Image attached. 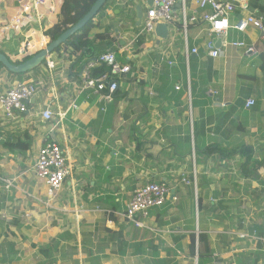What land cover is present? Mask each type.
<instances>
[{
    "label": "crops",
    "instance_id": "obj_1",
    "mask_svg": "<svg viewBox=\"0 0 264 264\" xmlns=\"http://www.w3.org/2000/svg\"><path fill=\"white\" fill-rule=\"evenodd\" d=\"M46 1L32 9L33 20L20 30L0 28V51L12 61L21 60L18 49L26 39L35 45L51 40L45 31L59 22L64 0ZM27 2L2 0L0 23ZM145 2L110 0L93 19L89 36L107 37L96 40L89 60L113 50L132 66L112 102L101 103L96 92L80 87L87 58L72 46L52 52L49 61L23 77L1 67L0 94L22 81L38 83L41 91L27 113L12 119L0 115V264H50L40 248L53 243L61 247L52 256L54 264H161L162 258L176 264L171 260L176 255L195 257L193 264L200 257L214 258L207 264L220 258L264 264V211H249L233 224L231 207L244 197L254 209L253 192L264 199V168L255 180L242 174L241 156L208 153L215 144H246L256 159H264L262 31L250 27L235 35L254 43L255 54L226 47L211 58L204 43L207 25L191 26L188 46H198L199 53L187 58L179 23L169 26V37L159 44L156 31L141 34L143 18L135 6ZM249 12L264 18V0H251ZM163 52L172 66L159 63ZM249 98L254 106H246ZM46 104L55 112L51 122L40 115ZM48 141L60 144L71 165L53 199L33 170ZM194 169L196 186L186 185L182 179H192ZM4 179L13 185L8 188ZM149 181L167 182L170 199L151 211L145 227H137L124 214L134 191ZM65 232L71 237L59 238ZM152 245L165 255H154ZM11 246L19 252L16 260ZM67 249L73 251L70 260Z\"/></svg>",
    "mask_w": 264,
    "mask_h": 264
},
{
    "label": "built area",
    "instance_id": "obj_2",
    "mask_svg": "<svg viewBox=\"0 0 264 264\" xmlns=\"http://www.w3.org/2000/svg\"><path fill=\"white\" fill-rule=\"evenodd\" d=\"M178 0H153L152 6H148L143 18L141 34L146 37L155 32L159 23H166L168 26L180 23V28L185 38L184 54L187 58L191 54H198L199 47L188 46V33L191 26L207 25V36L205 47L208 56L217 58L226 47H234L244 50L246 56L257 52L254 43L236 37L238 33L246 32L250 27L262 31L264 38V18L250 11L251 0H196L188 2L182 0L181 12L177 14L174 10ZM2 0H0L1 4ZM46 0H28L20 5L21 10L17 15L4 21V31L20 30L33 20L32 9L40 4H45ZM236 17V18H235ZM0 23V26L2 25ZM221 40V45L217 46V40ZM49 41L36 45L26 39L18 49V56L21 60L31 56L43 48H46ZM49 61V56L47 55ZM159 63H166L172 66L173 60L166 52L160 57ZM104 65L106 71L99 77L94 76V69ZM50 66L53 65L50 62ZM132 66L128 62L118 60L117 53L107 50L100 53L95 58L89 60L84 66L80 79V87L84 90L92 89L99 96V102H112L120 87L121 78L130 73ZM177 88H180L179 86ZM41 88L33 81H22L0 94V115L12 119L17 114L29 111V102L39 94ZM256 101L249 98L247 107L254 106ZM104 109V108H103ZM42 119L53 121L55 112L50 104H46L40 111ZM66 116V111L62 112L59 122ZM35 176L44 182L47 190V197L53 199L62 189L67 176L71 173V165L68 162L63 148L59 143L48 141L41 146L37 160L33 167ZM197 172L193 170V178L183 177L186 185L196 183ZM7 187L13 183L4 179ZM171 187L167 182L149 181L138 187L132 194L125 211V218L137 227L144 226V219L150 216L151 211L156 207H162L170 199ZM49 201V200H48ZM257 233L254 231V237ZM244 237V235H242Z\"/></svg>",
    "mask_w": 264,
    "mask_h": 264
},
{
    "label": "trees",
    "instance_id": "obj_3",
    "mask_svg": "<svg viewBox=\"0 0 264 264\" xmlns=\"http://www.w3.org/2000/svg\"><path fill=\"white\" fill-rule=\"evenodd\" d=\"M96 0H64V4L62 7V12L60 16V20L57 24H55L53 27L47 29L45 31V35L49 36L51 40L56 39L58 36H60L63 32H65L70 26L74 25L76 22H78L91 8L93 3ZM107 7L105 5L100 13ZM94 20H90L80 31L75 33L65 44H62L59 46L54 52L61 51L63 48H67L69 46H72L76 51H82L83 57L87 58V61L89 60V56L94 44L97 39H104L107 37L106 33H100L94 38H91L89 36V33L91 29L94 27ZM179 26L180 23H179ZM31 58V56H28L24 58L22 61H25L27 59ZM22 61H16L15 63H21ZM86 61V62H87ZM106 71V68L104 65H101L94 69L93 73L95 77H99L102 73ZM28 73V72H27ZM26 73H22L21 76L23 77ZM209 154L218 153L221 158H227L232 156H241V170L242 174L244 176H248L250 178H253L255 180H261L260 177V169L264 168V159H256L254 157L253 149L250 146H247L246 144L237 145L231 148L222 147L221 145L215 144L209 147L208 149ZM262 183V181H259ZM70 238L71 234L68 232L61 233L59 238ZM59 243H53L52 245H45L40 248V253L45 258H50L52 256L54 249L58 248ZM11 252H12V260H16L18 257V251L14 249V246H11ZM154 255L158 256V246L152 245ZM58 250V249H57ZM203 244L199 248V252L203 251ZM56 251V250H55ZM167 252H170L168 249ZM259 252H250L251 254H258ZM214 261L213 257H200L198 264H207ZM161 264H167L166 259L160 260ZM50 264H54L53 260H50ZM178 264V263H176Z\"/></svg>",
    "mask_w": 264,
    "mask_h": 264
},
{
    "label": "water",
    "instance_id": "obj_4",
    "mask_svg": "<svg viewBox=\"0 0 264 264\" xmlns=\"http://www.w3.org/2000/svg\"><path fill=\"white\" fill-rule=\"evenodd\" d=\"M110 0H96L88 12L74 25L70 26L65 32H63L56 39L51 40L46 48L41 49L37 53H35L31 58L21 62L15 63L12 61L8 55L4 52L0 51V70L1 67H5L9 72L22 74L36 69L40 66L46 59L48 54L54 52L59 46L65 44L75 33L80 31L90 20L94 19L102 10V8L109 2ZM135 2V0H132ZM144 5L141 3L136 4L135 9L137 11L138 19L142 20L147 7L152 6L153 0H146ZM182 1V0H179ZM180 7H182V3H179ZM4 4L0 5V16L5 14V10L3 9ZM156 33L158 35V44L162 39H167L169 37V26L166 23H159L156 27ZM221 45V40H217V46Z\"/></svg>",
    "mask_w": 264,
    "mask_h": 264
},
{
    "label": "rangeland",
    "instance_id": "obj_5",
    "mask_svg": "<svg viewBox=\"0 0 264 264\" xmlns=\"http://www.w3.org/2000/svg\"><path fill=\"white\" fill-rule=\"evenodd\" d=\"M193 185L196 186V183H193ZM242 191L243 190H240V192H242ZM251 196H254L252 198V200H254L252 202V204L255 203L253 205L255 207L254 209H251V207L249 208L248 205H247L248 202L243 199L244 197H239V196H238L239 198L236 200V203L231 205L232 209L235 210V213L233 214V217H232L233 224H235L237 220H242V218H245V216L247 215V213L249 211H254V212H258V213H260L261 211H264V199H261V198L257 197V195L254 194V192L251 194ZM262 202H263V205H262ZM225 207H227V209H229L230 204H226ZM236 212H237V215H236ZM236 216H237V219L235 220ZM4 217H5V219H7L8 216L4 215ZM144 227H145V225H144ZM60 248L61 247H59V245H58V248H57L58 250L54 249V252H53L52 256L54 255V253H57L60 250ZM67 251L68 252L69 251L72 252L70 258H66V259L70 260L72 258V256H73V251L71 249H67ZM159 255L164 256L165 252H162V253L160 252ZM52 256H50V258H48V262H50V260L52 259ZM192 257L185 258L183 255H176L175 257L171 258V260L173 262H177L178 264H193V261L195 260V257L194 258H192ZM220 259L221 260H217V263H214V264H231V263H229L230 258H226L225 260L223 258H220ZM146 264H149V263H146Z\"/></svg>",
    "mask_w": 264,
    "mask_h": 264
},
{
    "label": "clouds",
    "instance_id": "obj_6",
    "mask_svg": "<svg viewBox=\"0 0 264 264\" xmlns=\"http://www.w3.org/2000/svg\"><path fill=\"white\" fill-rule=\"evenodd\" d=\"M181 3H182V1H181ZM0 5H1V4H0ZM144 15H145V14H144ZM143 18H144V16H143ZM235 18H236V17H235ZM155 30H156V29H155ZM50 41H51V40H49V42H50ZM48 44H49V43H48ZM33 55H34V54H33ZM33 55H31V57H32ZM49 55H50V54H48V56H49ZM97 56H98V55H97ZM94 58H95V57H94ZM92 59H93V58H92ZM46 60H47V57H46L45 61H46ZM90 60H91V59H90ZM19 61H22V60H19ZM45 61H44V62H45ZM88 61H89V60H88ZM88 61H87V62H88ZM14 62H16V61H14ZM22 62H23V61H22ZM44 62H43V63H44ZM87 62H86V63H87ZM85 65H86V64H85ZM36 69H37V68H36ZM34 70H35V69H34ZM26 73H27V72H26ZM166 203H167V202H166ZM166 203H165V204H166ZM163 206H164V205H163ZM197 257H198V256H197Z\"/></svg>",
    "mask_w": 264,
    "mask_h": 264
}]
</instances>
